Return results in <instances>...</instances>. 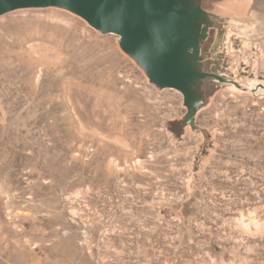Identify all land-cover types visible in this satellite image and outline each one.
Returning a JSON list of instances; mask_svg holds the SVG:
<instances>
[{
	"label": "rangeland",
	"instance_id": "rangeland-1",
	"mask_svg": "<svg viewBox=\"0 0 264 264\" xmlns=\"http://www.w3.org/2000/svg\"><path fill=\"white\" fill-rule=\"evenodd\" d=\"M231 1L264 83V0ZM117 40L0 16V264H264V91L218 90L178 136L182 94Z\"/></svg>",
	"mask_w": 264,
	"mask_h": 264
},
{
	"label": "water",
	"instance_id": "water-1",
	"mask_svg": "<svg viewBox=\"0 0 264 264\" xmlns=\"http://www.w3.org/2000/svg\"><path fill=\"white\" fill-rule=\"evenodd\" d=\"M67 11L117 45L157 89L182 94L185 114L167 123L180 136L198 128L197 113L221 89L257 94L264 83L251 72L254 29L231 0H0V16L21 9ZM241 50V54L239 53Z\"/></svg>",
	"mask_w": 264,
	"mask_h": 264
}]
</instances>
